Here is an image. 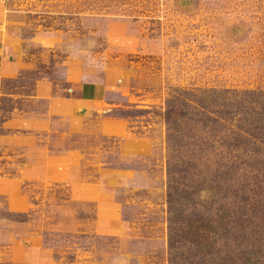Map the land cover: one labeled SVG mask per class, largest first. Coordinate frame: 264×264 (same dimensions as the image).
<instances>
[{
    "label": "rangeland",
    "instance_id": "1",
    "mask_svg": "<svg viewBox=\"0 0 264 264\" xmlns=\"http://www.w3.org/2000/svg\"><path fill=\"white\" fill-rule=\"evenodd\" d=\"M225 90L264 0H0V264H168L166 103Z\"/></svg>",
    "mask_w": 264,
    "mask_h": 264
},
{
    "label": "trees",
    "instance_id": "2",
    "mask_svg": "<svg viewBox=\"0 0 264 264\" xmlns=\"http://www.w3.org/2000/svg\"><path fill=\"white\" fill-rule=\"evenodd\" d=\"M222 93L166 103L168 264H264V91Z\"/></svg>",
    "mask_w": 264,
    "mask_h": 264
}]
</instances>
